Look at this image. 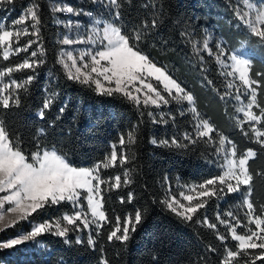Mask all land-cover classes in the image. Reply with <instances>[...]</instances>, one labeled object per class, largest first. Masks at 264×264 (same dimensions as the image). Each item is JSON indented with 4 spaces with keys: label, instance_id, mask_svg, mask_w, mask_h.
Segmentation results:
<instances>
[{
    "label": "trees",
    "instance_id": "16d2710c",
    "mask_svg": "<svg viewBox=\"0 0 264 264\" xmlns=\"http://www.w3.org/2000/svg\"><path fill=\"white\" fill-rule=\"evenodd\" d=\"M54 1L15 0L0 6L2 26L18 20L29 7L28 4L38 6L40 17L39 44H32L28 52L13 54L8 61H3L5 65L18 64L29 58L32 50L39 49H42L38 53L39 59L43 60L34 70L13 73V77L20 81L29 75L35 79L28 86V91L21 93L19 106L0 108V119L20 136L23 146L29 149L32 147L31 142L37 138L38 130L45 129L43 143L61 149L79 167H90L104 160L113 144L119 153V138L125 136L127 141V135L131 132L135 143L126 144L124 149L130 162L102 170L101 175L107 178L121 174L123 178V172L129 170L132 183L119 190L106 192L105 208L111 223H106L99 235L87 230L71 232V243H67L64 238L45 234L35 242L28 241L19 246L27 251L0 250V261L4 264H99L103 254L110 264H219L223 245L211 229L203 226L202 220L207 216L211 222L218 223L216 214L228 211L243 217L244 208L239 197L228 195L219 200L215 197L209 199L207 207L201 209L192 222L177 217L163 201L171 195L180 198L181 192H187L197 184L219 175L222 158L212 144L201 141L192 145L183 141L182 134L193 131L191 114L180 116V106L175 103L161 109H144L142 113L120 97L99 96L91 89L68 80L64 69L57 62L62 28L57 23L58 13L53 10ZM90 9L94 12L93 8ZM122 11L128 24L151 19L153 15L159 19V26L144 50L158 64L166 66L174 78L193 93L198 111L231 139L238 149L258 150L259 146L236 127L235 118L240 115L235 111L238 102L219 98V93L228 90L226 84L230 78L221 75L226 69L217 64L214 57H209L205 52L198 55L193 50V44L199 48L204 39H209V46L214 51L216 44L225 45L231 51L240 50L254 61V71L264 72V56L259 55V50L254 55L243 50L252 44L243 42L248 46L242 48V43H237L238 38L244 37L241 34L246 32L238 31L241 23L231 15L230 5L223 0H131ZM28 40L34 41V37L23 36L20 44ZM208 80L213 82V86L208 85ZM53 94L54 104L47 111L46 120L38 119L37 114L44 100ZM61 107L65 109L63 113L59 111ZM149 110L157 117L170 112L176 116V121L173 123L165 115L167 124L153 123L152 117L147 114ZM173 136L187 146H165L163 141H170ZM153 140L157 143L153 144ZM250 164L254 177L251 198L259 206L264 204V176L256 173L264 172V153L258 151L257 158ZM169 185L171 192L168 191ZM129 193L133 197L130 203ZM120 197L124 198V203H120ZM136 210L141 211L142 222L136 226L131 239L126 244L110 243L107 235L115 225V218L119 216L123 220L128 215H134ZM71 211L70 206L52 207L33 219L35 223L54 221ZM29 228V223L21 222L0 232V241H6ZM218 228L222 233L226 231L222 225L218 224ZM89 235L97 241L95 251L86 243ZM77 238L85 243L76 244ZM228 243L232 246L235 242L229 240ZM209 245L216 248L217 252H209ZM100 249H103V253Z\"/></svg>",
    "mask_w": 264,
    "mask_h": 264
},
{
    "label": "snow or ice",
    "instance_id": "6c2138e0",
    "mask_svg": "<svg viewBox=\"0 0 264 264\" xmlns=\"http://www.w3.org/2000/svg\"><path fill=\"white\" fill-rule=\"evenodd\" d=\"M94 2L104 9L107 16L93 19L88 34L83 39L65 37L61 41L64 45H91L78 56L68 51L61 54L57 62L64 69L67 79L91 89L99 96L120 97L142 113L144 109H161L173 103L180 106V116L190 113L193 131H185L182 134L183 141L192 145L201 141L212 144L222 158V171L214 178L190 188L189 193L192 194L181 192L180 198L171 195L163 203L183 221L192 222L193 217L207 207L209 199L215 197L219 200L228 195H237L244 208L243 217L228 211L216 214L218 223L211 222L204 216L202 224L211 229L223 245L219 264H264V204L257 206L251 198L254 177L250 170V161L257 158L258 151L264 153V72L254 71V61L243 52L231 51L221 44H216L214 51L209 46V39H204L199 48L193 44V50L198 55L205 52L209 57H214L217 64L226 69L221 75L230 78L226 84L228 90L219 93V98H230L238 102L235 111L240 115L235 118L236 127L259 146L258 150H240L198 111L193 93L175 79L166 66L158 64L144 50L152 33L159 26V19L153 15L151 19L128 24L122 9L131 0ZM11 3L13 0H0V6ZM37 8L38 6L29 7L25 15L14 22L15 25H24L30 20L28 27L17 30L0 25V59L8 61L13 54L28 52L32 44L37 42L28 40L21 45V36H35L39 40L40 17ZM53 10L74 13L70 6H57ZM233 11L248 34L256 37V42L264 46V0H243V6L237 4ZM75 14L90 15L82 11ZM75 24L78 26L79 22ZM67 26L73 27L74 22L68 21ZM37 56L38 51L32 50L29 58L0 70V108L10 109L20 105L21 93L28 91V86L35 77L29 75L20 81L13 77V73L39 67L43 60ZM207 83L213 86L211 80ZM54 99L55 94L46 97L37 114L38 119L46 120V113L53 107ZM185 104L187 107H183ZM64 110V107L59 109L60 113ZM147 114L152 117L153 123L167 124L165 115L173 123L176 121V116L170 112L158 117L151 110ZM36 135V140L31 142V149L26 148L20 136L0 119V232L21 222L30 224L27 231L22 230L14 237L0 241V250L27 251L19 246L28 241L35 242L45 234L64 238L67 243H71V232L87 230L99 235L104 225L111 223L105 208L106 192L119 190L132 183L129 170L123 172V178L121 174L107 178L101 175L102 170L130 162L124 149L126 144L135 143L131 132L127 135V141L125 136L119 138V153L113 144L108 156L90 167L76 166L61 149L43 143L45 129H39ZM152 143L157 141L153 140ZM163 144L177 148L187 146L175 136L170 141L164 140ZM256 174L264 176V172ZM168 191L171 192L170 185ZM132 198L129 193V203ZM181 198L187 203L181 202ZM124 202V198L120 197V203ZM61 206H70L72 211L54 221L34 222L33 218L42 211ZM141 222L142 213L139 210L123 220L117 216L107 240L110 243L126 244ZM218 224L226 231L222 233ZM229 240L235 242L234 245L230 246ZM75 243L79 245L85 241L77 238ZM86 243L93 251L96 250L97 241L92 235L88 236ZM100 251L103 253V249ZM208 251L216 253L217 249L209 245ZM0 264L4 262L0 261ZM99 264H110V260L102 254Z\"/></svg>",
    "mask_w": 264,
    "mask_h": 264
},
{
    "label": "rangeland",
    "instance_id": "374dc122",
    "mask_svg": "<svg viewBox=\"0 0 264 264\" xmlns=\"http://www.w3.org/2000/svg\"><path fill=\"white\" fill-rule=\"evenodd\" d=\"M13 1H15V0H13ZM75 1L74 0H55L53 2V4L55 5L54 8L57 7V6H63L65 8L70 6V7H72L74 9V13H69L66 10L62 11V12H57L58 16H59L58 20H57V23L62 28V31H61V34H60V41H62V39L65 38V37L73 38V39H75V38L83 39L88 34V29L90 28L93 19H95V18H105L107 16V13L104 11V9H102L99 4L95 3L94 0H90V2L88 0V3H86V4H84V2L86 0H77V2H75ZM223 1L227 2L230 5L231 13H232L231 15H233L236 18L235 14H234V11H233L234 6L239 4L242 7L243 6V0H223ZM28 5H29V7L34 6L33 4H28ZM86 7H88V8H86ZM89 7L93 8L94 12H91V9ZM27 9L23 12L21 17L25 15ZM81 11L83 13H89L90 15H85V14L76 15L75 14L76 12H81ZM68 21H73L74 22V26L69 28L67 26V22ZM75 22H79L78 26L75 24ZM30 23H31L30 20L24 25H15L14 22H11L10 24H7V26H5V25H3V26L8 28V29L15 28V29L18 30V29H21V28H24V27H28V24H30ZM227 24L229 25V22H227ZM235 28H238V26H235ZM29 30L31 31V29H29ZM238 31H241V33H243V31L246 32V33L241 34V35L244 36L243 39L238 38V41H237V43H242L241 44L242 48L248 46L246 43H243V42H248V43L252 44L251 47H246L243 50L248 51V52H250V53H252L254 55H256L258 53V50H259V55L260 56H264V46H262V45H260L259 43L256 42V40H257L256 37L250 36L248 34V32L246 31L245 26H243L241 24L239 26V30ZM239 34H240V32H239ZM22 37L23 36H21L20 39ZM33 37H34V41H37L36 43L39 44V40H37V38L35 36H33ZM36 43H33V44H36ZM90 47H91V45H89L88 43L64 45L61 42V49L59 51V58H60L61 54H63L66 51L72 52L73 55H77L78 56L79 53L83 49L90 48ZM236 52H240V50H236ZM38 53H40V49H39ZM39 57L40 56L38 54L37 58L39 59ZM3 61L4 60L0 59V68L1 67L3 68V67L7 66V65H5V63ZM221 171H222V169H221ZM185 193L186 194H192V193H189V191H187ZM181 202H183L185 204L187 203L186 201H182V198H181Z\"/></svg>",
    "mask_w": 264,
    "mask_h": 264
}]
</instances>
